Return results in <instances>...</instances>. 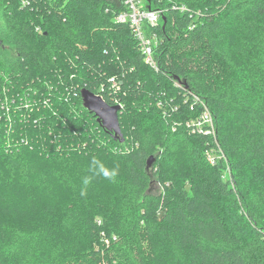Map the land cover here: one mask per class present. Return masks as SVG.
Segmentation results:
<instances>
[{
	"label": "trees",
	"instance_id": "1",
	"mask_svg": "<svg viewBox=\"0 0 264 264\" xmlns=\"http://www.w3.org/2000/svg\"><path fill=\"white\" fill-rule=\"evenodd\" d=\"M148 1L158 69L123 0H0V264H264V0Z\"/></svg>",
	"mask_w": 264,
	"mask_h": 264
},
{
	"label": "built area",
	"instance_id": "2",
	"mask_svg": "<svg viewBox=\"0 0 264 264\" xmlns=\"http://www.w3.org/2000/svg\"><path fill=\"white\" fill-rule=\"evenodd\" d=\"M123 1L125 2V5L127 6L128 10L118 14L116 20L118 22H126L130 24L133 33L135 34V36L137 37L140 43L141 52L144 56L146 63L151 65L153 68L158 69L154 57V51H155V46L159 42V38L155 33L149 35L145 33L144 24L148 23L151 26H155V25L157 26L163 18L162 9H156L150 7L148 5L149 2L148 0H123ZM112 80H114V78ZM113 84L115 86H118L116 81H114ZM110 105H120V103L114 102L113 104ZM208 115L209 113L204 114L203 121L210 122L211 118Z\"/></svg>",
	"mask_w": 264,
	"mask_h": 264
},
{
	"label": "water",
	"instance_id": "3",
	"mask_svg": "<svg viewBox=\"0 0 264 264\" xmlns=\"http://www.w3.org/2000/svg\"><path fill=\"white\" fill-rule=\"evenodd\" d=\"M82 96L84 105L95 113L98 121H100L107 130L111 131L116 138L122 137L123 133L119 120V111L122 107L120 105H110L102 96L86 88L82 90ZM155 159V156H151L148 162V168H150Z\"/></svg>",
	"mask_w": 264,
	"mask_h": 264
},
{
	"label": "clouds",
	"instance_id": "4",
	"mask_svg": "<svg viewBox=\"0 0 264 264\" xmlns=\"http://www.w3.org/2000/svg\"><path fill=\"white\" fill-rule=\"evenodd\" d=\"M89 172L91 175L85 176L82 181L85 186L80 191L82 197L87 195V186L91 184L93 179L102 178L106 181L116 182L120 176L121 169L118 163L109 166L99 157L93 156L89 164Z\"/></svg>",
	"mask_w": 264,
	"mask_h": 264
},
{
	"label": "rangeland",
	"instance_id": "5",
	"mask_svg": "<svg viewBox=\"0 0 264 264\" xmlns=\"http://www.w3.org/2000/svg\"><path fill=\"white\" fill-rule=\"evenodd\" d=\"M0 26H1V20H0ZM0 52L6 57V58H15L16 52L14 50V47L11 43L7 42L6 39L3 37L1 31H0ZM162 188L160 187L158 182H154L152 191L154 193L161 191Z\"/></svg>",
	"mask_w": 264,
	"mask_h": 264
}]
</instances>
